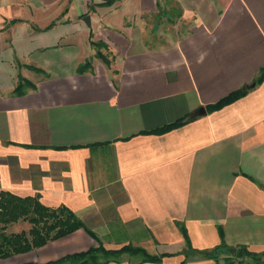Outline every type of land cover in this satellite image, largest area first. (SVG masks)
<instances>
[{"label":"crops","instance_id":"obj_1","mask_svg":"<svg viewBox=\"0 0 264 264\" xmlns=\"http://www.w3.org/2000/svg\"><path fill=\"white\" fill-rule=\"evenodd\" d=\"M104 1L0 0V191L68 207L108 249L170 254L141 264H213L197 252L219 228L263 255L264 0ZM95 244L79 229L10 263Z\"/></svg>","mask_w":264,"mask_h":264},{"label":"trees","instance_id":"obj_2","mask_svg":"<svg viewBox=\"0 0 264 264\" xmlns=\"http://www.w3.org/2000/svg\"><path fill=\"white\" fill-rule=\"evenodd\" d=\"M114 0H105V4H111ZM94 44V43H93ZM104 63L108 64L106 56L100 52L96 53ZM36 71L37 68L30 67ZM90 68V62L86 61L80 68L83 72ZM264 79V68L259 72L256 78V84ZM33 84L26 79L19 77L14 89L15 94L25 92V89L32 88ZM249 91V87H244L218 100L214 104L206 107L207 112L221 109L227 104L241 98ZM184 122L182 120L168 124L154 133H164L173 128L179 127ZM18 221H26L30 228L25 231L6 233L8 226ZM83 229L96 243L88 249L80 252L66 254L56 260L45 263L25 262L17 264H108L110 262H119L122 254L130 256L138 255L141 263H160L163 257L170 254H149L145 249L131 244H125L117 249H108L104 247L96 234L87 228L84 222L78 218L75 213L64 205L58 207H47L39 201L36 196L20 197L9 191H0V259L5 260L19 254H25L37 248L43 247L49 241L58 240L73 232ZM185 239L186 248H190L189 239L184 228H181ZM220 243L210 250L199 251L197 254L205 260L213 261L218 264L222 258L224 264H234L233 257L237 260L236 264H243V258H248L249 264H264V254H256L248 251L245 247H232L225 243L222 229L219 228ZM234 253L232 256L231 253ZM185 261L181 262L183 264ZM16 264V263H8Z\"/></svg>","mask_w":264,"mask_h":264},{"label":"rangeland","instance_id":"obj_3","mask_svg":"<svg viewBox=\"0 0 264 264\" xmlns=\"http://www.w3.org/2000/svg\"><path fill=\"white\" fill-rule=\"evenodd\" d=\"M29 228H30V224L28 222H26V221H18L17 223L8 226V228L6 230V233L19 232V231H22V230L27 231ZM101 243L103 244V242H101ZM231 254H232V256H234L233 252ZM134 257L137 260L140 259V257L138 255H136ZM15 260H16V258H15V256H13V257H10L8 259H5L4 261H1V263H8V262L10 263V262H13ZM237 260L238 259L233 257L234 264H236ZM17 263H19V262H17ZM249 263H251V261L248 258H243V264H249ZM213 264H216V263L213 262ZM218 264H224L222 258L219 259Z\"/></svg>","mask_w":264,"mask_h":264},{"label":"water","instance_id":"obj_4","mask_svg":"<svg viewBox=\"0 0 264 264\" xmlns=\"http://www.w3.org/2000/svg\"><path fill=\"white\" fill-rule=\"evenodd\" d=\"M84 21L89 25V18L87 16L84 18Z\"/></svg>","mask_w":264,"mask_h":264}]
</instances>
